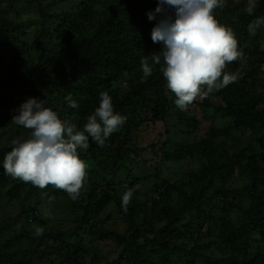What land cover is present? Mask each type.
Segmentation results:
<instances>
[{
    "label": "trees",
    "instance_id": "16d2710c",
    "mask_svg": "<svg viewBox=\"0 0 264 264\" xmlns=\"http://www.w3.org/2000/svg\"><path fill=\"white\" fill-rule=\"evenodd\" d=\"M7 1L13 10L22 2L38 11L41 22L32 43L27 40L29 26L10 30ZM69 1L0 0V49L12 51L13 68L28 55L35 62L26 77L1 75L0 64V202L17 201L21 211L14 222L0 227V234L24 220L20 230L26 237L21 240L24 236L15 235L19 231H9L12 239L0 244V264H55L51 257L60 258V264H85L86 256L94 264H264V26L254 37L247 31L252 20L264 15V0H258L251 16L245 11L248 0H226L225 7L216 10V18L234 30L245 54L244 61L227 69L241 78L185 110L175 105L160 66H153L146 82L141 79V59L163 49L151 39L159 15L155 20L147 15L158 0H71L77 1L76 10L54 14L48 10ZM6 53L0 52L2 61ZM16 86L30 89L31 95L80 129L105 91L114 112L127 118L106 147L90 138L89 149L79 150L89 168L86 190L76 202L62 190L51 186L42 190L4 174L3 157L11 150L4 130L17 126L12 117L20 106L11 99ZM68 95L78 108L68 107ZM171 119L181 126L176 134L187 138L174 141L176 134L168 127ZM203 122L211 123L200 137ZM159 125L164 126L159 134L163 140L139 147L140 132ZM23 130L15 137H27L29 130ZM156 147L160 162L147 166L140 152ZM183 161L195 163L185 176L177 180L164 176L163 165ZM137 184L141 188L124 211L122 196ZM234 184L243 187L238 190ZM49 197L71 205L69 228L48 227L50 222L43 221L31 204L33 199L49 203ZM234 212L237 216L232 217ZM34 223L44 229L42 235L26 230ZM110 223L114 230L105 227ZM118 226L125 227L123 232ZM83 236L89 238L88 244L96 237L111 243L114 260H105L98 246L90 254Z\"/></svg>",
    "mask_w": 264,
    "mask_h": 264
},
{
    "label": "clouds",
    "instance_id": "9594fccd",
    "mask_svg": "<svg viewBox=\"0 0 264 264\" xmlns=\"http://www.w3.org/2000/svg\"><path fill=\"white\" fill-rule=\"evenodd\" d=\"M258 0H248L245 11L251 16ZM226 0H158L154 11L147 13L149 20H159L151 31L153 43H162L158 53L141 59L142 81L153 73V66L174 93L175 105L181 110L197 99H205L214 91L237 82L238 72L227 71L229 64L244 61L234 30L216 18V10L223 9ZM264 26V15L257 16L248 26L250 36H256ZM151 60V64L149 61ZM68 107H79L71 95L65 97ZM12 123L29 130V135L16 136L10 141V151L3 157L4 174L30 183L39 189L49 186L67 193L76 202L85 192L89 165L80 158L79 150L90 147L89 140L106 147L109 137L126 123V117L115 113L108 92L99 94V106L87 117L80 129L69 119H62L45 100L29 97L17 109ZM137 184L122 196V207L127 211ZM45 195H47L45 193ZM54 197H49V202ZM43 217L51 219L44 211ZM19 228V225H17ZM44 229L36 226L34 234Z\"/></svg>",
    "mask_w": 264,
    "mask_h": 264
},
{
    "label": "rangeland",
    "instance_id": "374dc122",
    "mask_svg": "<svg viewBox=\"0 0 264 264\" xmlns=\"http://www.w3.org/2000/svg\"><path fill=\"white\" fill-rule=\"evenodd\" d=\"M44 3V2H43ZM9 4H11V1H7L6 6H5V18L7 20H9L10 23H12L11 25V29L10 30H15V25H24V26H29L30 27V34H29V39L28 42L33 41V39L36 37V30L39 29L40 26V22H41V17L38 13V11L35 10V8H31V5H26L22 2H17V7L15 10L10 9L9 8ZM77 1H69L66 2L62 5H60L59 7L56 8H51L48 9L50 13L54 14L57 12H71L73 10H76L77 8ZM44 8H46L47 3L43 4ZM18 14V16L16 15ZM9 35V33H8ZM9 36H13V35H9ZM0 52H7V57L4 61H2L0 59V64H1V75H9V76H15V77H26L27 74H29V72L31 70L34 69L35 67V62L33 61V59L31 57H29V55L24 58L21 61H18V63L15 65V67L13 68V58H12V51H10L9 49L3 50L0 49ZM29 97H34L33 95L30 94V89H26V88H20L16 86V91L14 93V95H12L11 99L12 102H14V104H19L21 105L23 102H25L26 99H28ZM17 111V109L15 110ZM211 122H203L201 127L199 128V135L200 137H202L205 133L206 130L209 128ZM221 121L217 120L216 121V125L217 126H221ZM168 127L170 128V130L172 131V134L176 132H178V130L181 129V126H179L176 122V120L171 119L168 122ZM177 127V129L175 128ZM19 129L21 131H24L22 127H17V126H13L12 128L8 129V130H4V133L8 132L7 137L4 138V140H10L15 138V133L17 131H19ZM11 130H13V132H10ZM164 130V126L163 125H159L157 127H155V129H153L152 131L149 132H145V131H141L139 134V141H138V145L141 148H144L145 146L148 145H153L156 144V142L158 141H162L163 139H159V134L160 132L162 133V131ZM185 138H187V134H183L181 135L176 134V136L174 137V141H180V140H184ZM141 154V159L144 160V162H146L147 166L150 164H156L160 162V151L159 148L156 147L154 149H147L144 151L140 152ZM192 161L188 162V161H183L180 162L179 164L177 163H168L164 166V168L162 169V171H164V176L165 177H170V180H177L179 178H181L182 176H185L189 171L188 169L190 168L189 166H191ZM9 177V176H8ZM87 185V183H86ZM238 185L239 187L236 188L238 190H240L243 185L242 184H234V186ZM31 204L33 206H37V212L40 216L41 219H43V221H49L50 224L48 225V227H61L63 229L69 228L70 224H72V211L73 209L70 208V204L63 198H59L56 200H52L51 202L47 203V202H42L41 203L36 200L33 199ZM49 211L51 213L52 218L51 219H46L43 217V213L44 211ZM21 214L20 211V204L17 201H13V202H0V227H3V225L6 226V224L11 222H14L16 220V218ZM237 216V214L234 212L232 213V217ZM104 218L107 216H103ZM25 221L24 220H20L17 223H15V226H13L12 228H8L6 230V232L1 233L0 234V244L4 242L5 239L9 238L12 239V235H10L13 232H16V236H24V232L20 230V226L24 225ZM17 225H19V228L17 227ZM35 225V226H34ZM36 223L32 224V226L27 227L26 230H28V232H30V234H32V232L34 231L35 227H36ZM108 229L114 230L115 228H113V224H106L105 226ZM118 229V231L123 232V230L125 229L124 226H118L116 227ZM10 231V232H9ZM207 232V228L205 227L202 231L203 234H206ZM26 237H22L21 240H25ZM88 237L83 236V243L85 244V246H87L88 251L90 252V254H94L96 253L95 247L98 246V251L102 257L109 261V260H114L116 254L113 253V246L111 243L107 242H101L97 237L96 239H94V243L93 244H88ZM26 241H22L21 245H23L24 248L27 247L26 245ZM42 248L44 247L43 245L41 246ZM13 248V246H12ZM12 248L10 250H7V253H10L12 251ZM216 253V257H219L220 254H218V252H213ZM51 260L55 261V264H60V258L56 257H51ZM85 264H94L91 256H86L84 259ZM98 264H104L102 263H98Z\"/></svg>",
    "mask_w": 264,
    "mask_h": 264
}]
</instances>
